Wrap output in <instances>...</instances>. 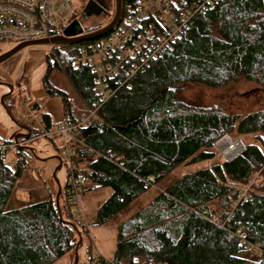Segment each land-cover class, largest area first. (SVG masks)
Segmentation results:
<instances>
[{"label": "trees", "instance_id": "obj_1", "mask_svg": "<svg viewBox=\"0 0 264 264\" xmlns=\"http://www.w3.org/2000/svg\"><path fill=\"white\" fill-rule=\"evenodd\" d=\"M138 1L120 0L121 16ZM197 1L204 0H186ZM101 38L47 47L39 80L43 96L59 100L61 123L73 124L96 103L94 122L74 134L71 156L80 183L110 190L94 211L96 226L108 223L176 167L212 160L210 150L223 135L253 136L262 149L247 143L228 160L177 177L116 225L109 260L87 254L85 264H264L245 255L246 244L264 252V107L239 118L219 105H188L176 100L175 92L202 86L230 94L240 84L264 89V0H215L195 12L144 67L129 73V62L123 63L120 82H108L109 97L97 102L92 72L74 60L79 47ZM12 88L2 100L9 116L14 106L31 101L28 77L21 75ZM39 120L44 128L54 127L45 113ZM27 133L16 138L20 145L39 131L28 128ZM9 153L11 164H6ZM29 161L21 146L0 152V264H53L80 244L75 234L82 229L67 181L55 194L57 203L61 194L64 198L58 210L44 186L45 201L12 206L11 193L26 176Z\"/></svg>", "mask_w": 264, "mask_h": 264}, {"label": "built area", "instance_id": "obj_2", "mask_svg": "<svg viewBox=\"0 0 264 264\" xmlns=\"http://www.w3.org/2000/svg\"><path fill=\"white\" fill-rule=\"evenodd\" d=\"M214 1L204 0L187 4L186 0H139L124 16L120 15L119 22L106 37L79 47L74 64L86 66L92 72L97 102H103L109 97L108 82H120L118 75L123 63L129 62L125 70L129 73L144 67L148 60L155 58L158 52L167 47L185 28L188 19L195 12L210 8ZM73 13L72 0H0V43L11 41L19 44L59 36L75 19ZM93 107L87 109L73 124L60 122L54 127L44 128L39 122V133L36 137L59 138L58 154L66 165L68 194H71L70 201L76 205L78 211V196L87 188L88 183H80L78 176L72 173V145L76 142V130L94 122ZM20 118L30 120L32 106H25ZM19 146L17 141L12 140L8 144H0V152H14ZM214 148L218 156L225 161L237 154L242 146L239 141L223 135L214 143ZM245 192V189H242L241 196ZM75 219L78 220V217ZM217 220L216 217L211 219L216 224ZM78 224L90 236V222L82 216ZM245 255L248 260H264V252L255 244L245 245ZM97 256H100L98 252L95 253V257Z\"/></svg>", "mask_w": 264, "mask_h": 264}, {"label": "rangeland", "instance_id": "obj_3", "mask_svg": "<svg viewBox=\"0 0 264 264\" xmlns=\"http://www.w3.org/2000/svg\"><path fill=\"white\" fill-rule=\"evenodd\" d=\"M72 4L74 7L73 18L79 19L80 12L76 7L75 0H72ZM106 6L107 13L95 21L91 20L89 23H87V26L85 25V29L93 28L95 26L97 27V25L103 23L100 25V27H102L111 19L114 7L113 0H109ZM15 45L16 43L11 41L1 42L0 54L8 51ZM46 50L47 47L45 46L27 47L0 65V68L8 73L6 82L0 77V99L8 92V88L3 84H8L13 87L16 80L21 75L28 77V89L30 92L32 91V98L40 97V91H38L39 80L44 71L42 55ZM54 75L63 81L62 76L56 73ZM34 92L35 94L33 95ZM175 92L177 96L176 100L184 101L188 105L195 104L202 107L219 105L221 108L225 109L226 112L238 115L239 118L248 112L256 111L264 107V89L256 87L252 84H240L236 86L230 94L202 86H183L177 88ZM38 101H52L58 106L60 105V102L57 98L49 99L44 97ZM22 110V106H14L11 109L9 116L0 103V142L13 139L15 136L18 138L25 137L28 134L27 129L29 125L32 122L34 123L35 119L39 118L41 113H49V115H51L50 112H47L43 106L40 108L41 113L39 111L32 110V118L30 120H22L20 118ZM229 138L239 141L241 146L247 143H252L262 149L260 143L255 141L253 136H236L231 134L229 135ZM20 146L24 148L31 162V164L30 162L28 163L26 176L21 178L24 180V182H26L27 185H29V188L22 186L19 182L17 184L16 182L12 191L13 194L11 193V197L14 195L19 197L20 194H22V191H24L23 195L26 194L25 191L27 192L31 190L35 192L36 188L30 189L31 187H38V190H42L43 186L48 191L49 188L50 190L53 189L52 191L54 192L55 196L58 190L61 191L64 188L67 171L65 163L60 160L58 154V148L60 146L59 138L55 137L51 141L45 138H33L24 141ZM210 151L214 153L212 160L198 162L192 165L183 164L176 167L163 180H161L155 186H151L145 193L139 196L133 203L127 206L121 213L116 215L103 226H96L94 224V211L96 207L109 196L110 190L108 188H96L88 183L85 191L80 193L78 196V205L80 210L78 211L75 206L76 210L74 214L75 217H78V220L75 219L76 223L82 220V216L84 220L90 222V236H88L82 230L80 231V235L75 234V238H78L77 241L80 243L76 252L73 253V259L74 257L77 259L76 264H85L87 260V254L95 258L96 252H98L103 259H110L115 244L116 225H118L123 219L144 205L160 189L167 186L177 177H180L186 173H192L205 167H211L212 165L221 163L223 161L222 158L218 156V153L214 147ZM11 157L12 154H7L5 157L6 164H9ZM59 160L61 161L60 165ZM78 165H81V163H78ZM63 200L64 198L61 194L58 203L61 205ZM73 254H67L53 264L72 263L73 259L71 258Z\"/></svg>", "mask_w": 264, "mask_h": 264}, {"label": "water", "instance_id": "obj_4", "mask_svg": "<svg viewBox=\"0 0 264 264\" xmlns=\"http://www.w3.org/2000/svg\"><path fill=\"white\" fill-rule=\"evenodd\" d=\"M113 15L110 19V21L96 29L87 33H83V30L81 28V25L78 20L74 19L72 20L62 31L59 36L50 37L47 39H42L38 41H28L16 44L8 51L0 54V65L3 64L5 61H7L9 58H11L13 55L18 53L19 51L23 50L27 47L32 46H45L48 48H52L55 46H62V45H76L83 42L99 39L106 34H108L119 22L120 15H121V3L120 0H113ZM106 13L99 8L92 0H89L85 7L81 11V16L83 18H87L89 16L98 17L99 15H105ZM5 87L8 88L7 94H5L1 99L0 103L2 105V100L4 97H7L12 92V86L8 84H3ZM7 113V111H6ZM27 137V135L25 136ZM16 136L13 137V140L16 141ZM59 190L57 191V193ZM55 207L58 210V203H57V196L54 198ZM77 245L74 247V253L76 252ZM76 257H74L72 264H76Z\"/></svg>", "mask_w": 264, "mask_h": 264}, {"label": "crops", "instance_id": "obj_5", "mask_svg": "<svg viewBox=\"0 0 264 264\" xmlns=\"http://www.w3.org/2000/svg\"><path fill=\"white\" fill-rule=\"evenodd\" d=\"M0 77L3 78L5 82H6L7 78H8V73L5 70L1 69V68H0ZM12 90H13V88H12ZM38 91H40L39 92L40 93V97L32 98V91L30 92V90H29L31 101L29 103H27V104L20 105L23 108V110L21 112L24 111V107L25 106L29 107V106H34L35 105L36 106V111H39V112H40V108L44 106V109L47 112H50V114H51V115H49V113H45V114H47L49 116L51 126H55L56 124L61 122L60 105L58 106L57 104H55L52 101H50V102L38 101V100H41L42 98H44L43 94H42V92L40 90V87L38 88ZM34 94H35V92L33 93V95ZM39 122H40L39 118L35 119V122L34 123L32 122L29 125L28 128L37 131L39 129ZM18 182L22 186H25L26 188H29V185H27L26 182H24V180H22V179L18 180L17 184H18ZM35 188H36L35 192H33L31 190L27 191V192L25 191L26 194L23 195L24 191H22V194H20L19 197H17L16 195L12 196L10 198L12 206L16 207V208H20V207H23V206H27V205H30V204L37 203V202L45 201L47 199V195H46V192L44 191V189L38 190V187H31L30 189H35ZM52 190L53 189L50 190V188H49V194L54 195V192ZM12 194H13V192H12ZM105 260H109V259H105Z\"/></svg>", "mask_w": 264, "mask_h": 264}, {"label": "flooded vegetation", "instance_id": "obj_6", "mask_svg": "<svg viewBox=\"0 0 264 264\" xmlns=\"http://www.w3.org/2000/svg\"><path fill=\"white\" fill-rule=\"evenodd\" d=\"M89 0H75V4H76V7L77 9L79 10L80 12V18L76 20L79 21L80 25H81V28L83 30V33H87V32H84V29L86 28L85 25L87 26V23H89L91 20L95 21L99 18H101V16L103 15H99L98 17H94V16H89L87 18H83L81 16V11L82 9L85 7V5L87 4ZM99 8H101L105 13H107V2L109 0H92Z\"/></svg>", "mask_w": 264, "mask_h": 264}]
</instances>
